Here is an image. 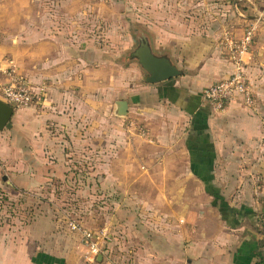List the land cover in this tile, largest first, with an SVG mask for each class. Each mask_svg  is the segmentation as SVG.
Listing matches in <instances>:
<instances>
[{
	"label": "crops",
	"instance_id": "obj_1",
	"mask_svg": "<svg viewBox=\"0 0 264 264\" xmlns=\"http://www.w3.org/2000/svg\"><path fill=\"white\" fill-rule=\"evenodd\" d=\"M222 1L194 6L207 13L203 23L175 20L155 44L146 40L151 55L166 58L178 76L147 82L149 74L135 56L139 46L122 82L115 66L108 76L109 98L117 92L122 98L110 109L115 115V103L125 101L127 114L122 132L103 134L107 146L97 149L106 154L97 167L107 194L98 197L106 196L114 212L95 232L105 237L100 245L117 264H264L260 234L243 221L255 217L256 183L229 184L226 178L227 172L260 171L255 161L258 140L264 139V0ZM249 27L254 36L243 60L254 105L231 102L216 113L202 92L233 72L230 40L241 39ZM55 51L48 65L52 86L41 107L48 109L14 108L11 128L0 131V159L9 166L12 190L64 178L69 165L63 143L95 151V131L86 129L89 116L95 120L87 57ZM43 120L59 129L43 131ZM138 125L141 130H134ZM73 234L77 242L61 239L55 225L40 217L21 238L0 239V264H110L105 257L90 260L81 235Z\"/></svg>",
	"mask_w": 264,
	"mask_h": 264
},
{
	"label": "rangeland",
	"instance_id": "obj_2",
	"mask_svg": "<svg viewBox=\"0 0 264 264\" xmlns=\"http://www.w3.org/2000/svg\"><path fill=\"white\" fill-rule=\"evenodd\" d=\"M214 1L217 2L0 0V89L14 79L28 82L40 93V101L30 107L41 108L48 98L47 90L52 86L48 65L56 54V49L62 52H82L87 57L89 68L88 87L95 85V89L90 88L95 90L91 91L90 96L95 94V107L94 103H89L95 109V120H92L94 116H89L86 121V129L95 131V151L88 146H65L63 143V150L68 154L65 162L69 165L64 178L55 179L50 185L26 192L12 190L7 186L12 178L7 171L9 166L0 159L1 240L21 238L26 227L40 220V217H47L48 222L59 230L60 238L70 242H77L78 238L68 230V219L79 222L82 228L91 231L104 228L109 214L114 210L112 205H108L106 196L98 197L103 191L100 180L104 178V174L99 172L97 164H105L106 154L99 155L98 151L101 150L97 149L107 146L103 134L122 132L124 128L123 117H119L118 122L110 109L114 100L122 98L118 92L114 99L109 98L108 76L115 66L118 71L115 75L116 81L122 82L123 71L126 72L135 63L132 53L141 42L147 40L155 44V39L158 40L164 32L173 29L171 23L175 20L186 22L195 17L196 21L203 23L208 18L207 13L195 10L194 6ZM222 2L232 3L234 0ZM140 73L145 74L142 70ZM0 101L14 108L2 99L1 92ZM46 109L48 108H41L39 112H45ZM47 122L43 120L40 124L43 131L55 133L54 129H59ZM139 128V125L135 126L134 130ZM6 129L4 127L2 131ZM59 131L62 134L61 139L65 140L66 134ZM98 136L101 138L98 139ZM263 146L264 139L258 140L259 158H256L255 164H259V172H227L226 178L229 184H235L241 179L256 183L254 191L259 194V202L253 207L255 217L253 220L243 221L260 234L259 244L264 245V165H261L264 164V158L261 159L264 156ZM48 158L52 161L50 156ZM237 187L239 188L238 184ZM230 191L231 194H236V186L231 187ZM104 195L107 194L104 192Z\"/></svg>",
	"mask_w": 264,
	"mask_h": 264
},
{
	"label": "built area",
	"instance_id": "obj_3",
	"mask_svg": "<svg viewBox=\"0 0 264 264\" xmlns=\"http://www.w3.org/2000/svg\"><path fill=\"white\" fill-rule=\"evenodd\" d=\"M253 27L245 30L241 39L230 40L229 53L233 62V72L224 79H221L202 92V99L206 101L213 111L222 112L229 103L236 102L242 107H251L255 102V93L247 80L243 56L248 53L253 39ZM2 99L12 105L15 109L29 107L39 102L40 93L25 81L12 80L4 84L0 89ZM67 228L71 233L81 235L84 245L88 249V258L95 260L98 255L106 258L110 264H117L109 256L106 257L100 242L105 240L102 234L90 229L82 228L79 222L68 219Z\"/></svg>",
	"mask_w": 264,
	"mask_h": 264
},
{
	"label": "water",
	"instance_id": "obj_4",
	"mask_svg": "<svg viewBox=\"0 0 264 264\" xmlns=\"http://www.w3.org/2000/svg\"><path fill=\"white\" fill-rule=\"evenodd\" d=\"M135 56L142 68L149 74L147 82L160 83L173 79L180 74L169 61L164 57H154L151 55L146 42H141L135 51ZM14 108L0 101V131L5 128H11V117ZM127 114V103L125 101H117L115 103V115L124 117ZM101 255L97 256V260H101Z\"/></svg>",
	"mask_w": 264,
	"mask_h": 264
}]
</instances>
